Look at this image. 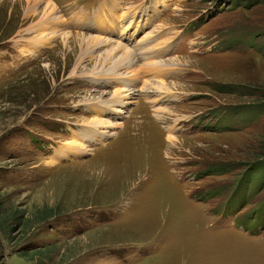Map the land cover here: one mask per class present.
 Segmentation results:
<instances>
[{
	"label": "rangeland",
	"instance_id": "obj_1",
	"mask_svg": "<svg viewBox=\"0 0 264 264\" xmlns=\"http://www.w3.org/2000/svg\"><path fill=\"white\" fill-rule=\"evenodd\" d=\"M26 2L0 0V264H264V0L167 8L150 51L134 56L149 76L161 66L165 96L182 103L160 106L154 79L138 74L123 115L112 97L126 76L77 38L35 48ZM190 24L201 27L187 56L174 40ZM149 94L162 97L147 99L153 112L139 101ZM111 122L123 126L104 149L52 163L75 135H110Z\"/></svg>",
	"mask_w": 264,
	"mask_h": 264
},
{
	"label": "bare ground",
	"instance_id": "obj_2",
	"mask_svg": "<svg viewBox=\"0 0 264 264\" xmlns=\"http://www.w3.org/2000/svg\"><path fill=\"white\" fill-rule=\"evenodd\" d=\"M26 1H27L26 2L27 3V7H26L27 8L26 9L27 15L25 17L26 20H28V19L34 20L35 17L39 18V20L37 21V24L28 30L29 33H31V34L35 33L34 35H39V37H42L43 44L41 46L35 45V48L39 49L41 47V49H42V47H45V45L50 46L51 43L58 37H62L64 39L63 44H65V45H68V42L70 40L77 38V39L82 40V42L85 44L88 43V47L93 48L94 54L97 53V55L100 58H102L104 61H106L105 65L111 66V68H112V72H111L112 74L111 75H117L116 76L117 78L124 76V75L126 76V77H124V78H127L125 80L123 77L117 79L116 86H117V88H119L120 91H117L118 89H115L116 91H114V94L112 97L113 106L115 104L120 105V107L122 109L118 110L117 112L119 114L123 115V113H125L124 108L128 107V105H129V104H127V100H130V99L132 100L135 97V95L136 96L138 95V92L136 91L138 88L136 86H133L132 82L135 83L136 80L138 81V79H140L139 77L135 78V76L138 74L141 75V73L143 74V72L140 70L146 68L147 66H142L140 69L138 67V65L136 64V59H135L133 51L128 50L129 47L127 44L122 45V44L116 42L119 39H113L110 37L101 38V37H94V36H86L87 34L84 35V34H79V33L73 34L74 28L69 29V27L66 24V21L59 14L58 9L56 8L53 0H26ZM41 5L43 6V8H42V10H39V6H41ZM166 7H167V5H166ZM122 21H120V22L117 21V22L121 23ZM28 22H29V20H28ZM67 29L71 30L73 32H69V31H67ZM123 37H124V35L121 34V38H123ZM119 41H121V40H119ZM39 42H41V41H39ZM121 42H123V41H121ZM153 43H155V42H153ZM140 45L142 47V51H144V52L150 51L149 46L151 44L147 46L146 51L143 48V46H144L143 43H141ZM94 50H96V52ZM176 60H173V61H176ZM149 65L151 67L155 68L157 71V76L151 82V83H153V82L156 83V86L154 84H151V89L159 92L161 95H163V98L166 97L165 93H167V94L171 93V95L169 94L168 98H174V95L172 93V92H174V89H172L173 90L172 91L171 87L169 85H166L167 83H165L164 81H161V80H156L161 75V71H159V68H161V66L155 65L156 66L155 67L152 65V63H150ZM136 71H138V73ZM132 74H134V75H132ZM110 78H112V76H110ZM131 79H133V80H131ZM100 80H101V77H100ZM106 81H111V79L106 80ZM119 83H122V85L120 86ZM96 84H97V82H96ZM147 84H150V83L145 82L144 86H147ZM132 103L136 104V102H132ZM154 103H156V102H152V104H154ZM156 105H157V103H156ZM152 107L154 108L153 105H152ZM92 122L95 125L100 124V122H98L97 120L92 121ZM103 125H108V123L104 122ZM121 126H123V124L121 122H119L117 124H114L111 122V124H109L108 128L109 129L112 128V130L107 129V132L112 131V133L110 135L106 134V137H103L106 132L102 133L101 135L98 134L99 138L96 136V134L94 133L92 128H90L89 130L86 129L89 131V132H87V134H86V132H84L83 134L81 133V134L75 135V140H73V142L71 144H69L67 146L64 145L58 151H56L55 152L56 158H66V160H74L76 158H80V159L83 158L84 154L85 155L87 154L86 156H88V155L92 154L93 152H96L95 146L104 143L101 139L105 140V138L108 139L109 137H110V139H112V137L114 138L117 135L116 128L121 127ZM172 129H173L172 127H167V129H166L167 132H168V130H170V134L168 133L169 135L173 134V133H171ZM173 132H174V129H173ZM166 138H167V136H166ZM86 140H90L89 143H91V144H87ZM176 140H177L176 138H171V139H169V142H174ZM97 141H98V143L95 144ZM88 145H92V146L87 148ZM59 161H62V160L53 159L52 163L55 162V164H56V162H59Z\"/></svg>",
	"mask_w": 264,
	"mask_h": 264
}]
</instances>
